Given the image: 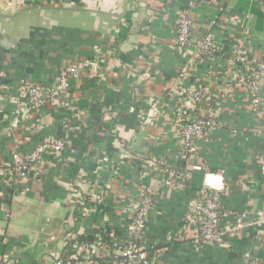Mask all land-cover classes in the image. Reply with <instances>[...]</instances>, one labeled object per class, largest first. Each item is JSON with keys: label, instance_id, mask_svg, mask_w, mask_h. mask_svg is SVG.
Segmentation results:
<instances>
[{"label": "crops", "instance_id": "1", "mask_svg": "<svg viewBox=\"0 0 264 264\" xmlns=\"http://www.w3.org/2000/svg\"><path fill=\"white\" fill-rule=\"evenodd\" d=\"M188 1L0 0V264H63L71 241L98 247L102 239L100 255L84 264H121L146 187L155 192L144 242L152 264H264V223L225 229L264 213V89L254 105L233 83L229 60L234 51L264 59V0H200L190 10L195 33L211 32L220 53L195 59L176 46ZM97 51L99 74L86 73L70 95L81 130L27 181L14 180L1 166L58 137L67 117L61 99L16 119L23 82L52 86ZM183 70L185 85L196 78L220 100L218 123L186 167L171 93ZM169 167L183 168L187 182L166 185ZM206 171L223 174L217 203L233 216L212 241L200 239L192 214ZM73 258L67 264L78 263L75 250Z\"/></svg>", "mask_w": 264, "mask_h": 264}, {"label": "built area", "instance_id": "2", "mask_svg": "<svg viewBox=\"0 0 264 264\" xmlns=\"http://www.w3.org/2000/svg\"><path fill=\"white\" fill-rule=\"evenodd\" d=\"M200 0H189L187 7L183 8L179 13L177 23L179 25V35L176 39V46L179 50L186 49L187 46H193L200 52L214 55V51L219 49L213 35L209 32L206 38H194V23L190 14V10L195 7ZM98 54L91 59H85L79 64L68 67L63 71L57 83L52 86L38 85L23 82L20 88V94L17 99V111L27 115L31 110L42 109L48 102L63 99V104L73 109L70 95V79H74L78 84L83 81L84 75L99 74L101 63L104 60L103 51H97ZM237 60L240 64L246 66L248 72L234 73L233 83L252 95L253 104H261V92L264 89V59L254 58L249 60L245 52L237 51ZM233 63V61H232ZM187 74L184 70L179 82L176 83L171 93L177 95L179 99V111L177 117V126L179 130V139L181 145V157L192 161L197 157L198 141L203 138L211 128L216 124L213 120L216 112L210 109L209 117L212 119L206 121L198 118L196 114L197 105L202 98L210 99L213 94L208 89L199 85L187 87L182 78ZM44 88H47L46 90ZM228 93L232 90V84L224 89ZM0 95L3 93L0 91ZM259 106V105H258ZM186 123L182 124L183 121ZM81 126L71 123L70 121H62V130L58 137L39 143L27 155L15 153L10 165V173L16 181L25 182L31 176L32 171H39L45 164V156L47 154L60 155L70 144V138L75 131L80 130ZM9 165V166H10ZM264 174V165L261 167ZM167 176L164 183L168 186L182 185L187 182V172L183 168L169 167L166 170ZM225 178L219 171H206L204 175L203 186L198 191V197L192 207L194 223L200 233V239L209 241L214 240L219 232L220 226L226 219L233 217L231 213L222 212L217 203V196L225 189ZM154 190L150 187L143 189L142 198L136 201L132 206V236L127 249L122 253L124 257L121 264H152L148 259V249L144 242L140 244L146 235L147 222L149 212L153 209L155 200H153ZM236 218L234 225H226L228 232H236L242 227L257 226L264 223V213L259 212L256 216L251 214H243ZM138 242V243H137ZM104 240L98 244L99 246H90L86 244L75 243V258L78 259L77 264L87 263L93 254L97 255L104 246ZM100 255V253H99ZM97 255V256H99ZM79 257L85 261L79 260ZM245 264H256L255 260L249 257Z\"/></svg>", "mask_w": 264, "mask_h": 264}, {"label": "trees", "instance_id": "3", "mask_svg": "<svg viewBox=\"0 0 264 264\" xmlns=\"http://www.w3.org/2000/svg\"><path fill=\"white\" fill-rule=\"evenodd\" d=\"M198 3H199V2H198ZM241 6H242L243 8L249 9V8H251V6H252V2H250V1H241ZM255 12H256L257 14L259 13V12H257V11H255ZM257 16H258V17H261V18L264 19V17H262V15H260V14H258ZM191 17H192V16H191ZM192 19H193V18H192ZM259 19H260V18H259ZM193 22H194V21H193ZM261 24H262V22L259 23V25H261ZM194 28H195V26H194ZM194 33H195V30H194ZM208 34H209V32H206V33H204V34H197L196 36H198L199 39H202V37L206 38V37L208 36ZM178 35H179V25H178V23H176V39L178 38ZM219 53H220V50H219V49H217V50L214 51V55H218ZM192 81H193V84H194V85L197 84V79H196V78H193ZM77 85H78V83H77L74 79H70V91H71V93H72V91L74 90V87H77ZM20 88H21V87H20ZM44 89L46 90L47 88H44ZM216 105H217V97H216V96H213V97H211L210 99L202 98L201 101H200V103L197 105V109H196L197 117H198V118H202V119H204V120H206V121H210V120H212V119L209 117V111H210V109H215V108H216ZM64 108H65V107H64ZM38 110H39V109H35V110H31L30 112L32 113V112H34V111H38ZM65 110L67 111V115H66L67 117H65V118L62 119V120H66V121H70L71 123L78 124V125H80L81 128H82V125H81L80 121H78V120L76 119V117H75V111H74L73 109H69V108H67V106H66ZM213 120L217 121L215 118H214ZM184 123H186L185 120L182 122V124H184ZM81 128H80V130H81ZM80 130L75 131V132L72 134V136H73L74 134H77V132H79ZM72 136H71V138H70V143H71ZM181 160H182V164H183V166L186 167V165H187V160H186V158H183V159H181ZM1 167L7 169L8 171H10V169L12 168V165H10V166H7V165H6V166H3V165H2ZM87 198H88V195H87ZM153 200H155V193L153 194ZM151 212H152V210L149 212V217H148V219L150 218ZM147 224H148V222H147ZM145 237H146V235L143 237V240H142L141 242H139L140 244H142V243L144 242ZM137 243H138V242H137ZM73 245H75V242H74V241H71V244H70V246H69V250H68L67 256H66L65 261L63 262V264H67L69 261L72 260L73 255H74V249H73L74 246H73ZM5 252H7V250H5ZM71 256H72V258H71ZM122 258H124V257L122 256ZM73 259H74V258H73ZM148 259H149V261L152 262V260H151V256H150V254H149V251H148Z\"/></svg>", "mask_w": 264, "mask_h": 264}, {"label": "rangeland", "instance_id": "4", "mask_svg": "<svg viewBox=\"0 0 264 264\" xmlns=\"http://www.w3.org/2000/svg\"><path fill=\"white\" fill-rule=\"evenodd\" d=\"M188 3H189V1H188ZM181 12V11H180ZM179 12V13H180ZM178 17H179V14H178ZM178 17H177V20H178ZM194 23V22H193ZM211 33V32H210ZM212 34V33H211ZM194 35V38H196V33H194L193 34ZM213 35V34H212ZM193 49V50H192ZM183 50H190L192 53H193V55H194V57H193V59H195V58H200L202 55H207V56H210V55H208L207 53H204V52H200V51H198L196 48L194 49V47L193 46H187L186 47V49H183ZM235 55H237V51H234V52H232L231 53V55H230V57H229V60L232 62L233 61V63H234V73L237 71H239V73H246V72H248V70L246 69V66H244L243 64H240V62L237 60V57H235ZM214 56V55H213ZM248 56V55H247ZM248 58H249V60H247V63H250L249 61H251V60H253L254 58H251L250 56H248ZM192 59V62H194V60ZM184 71V70H183ZM182 71V72H183ZM234 76V75H233ZM198 82H199V80H197ZM179 82V81H178ZM177 82V83H178ZM199 85V84H198ZM187 87H191V86H197V84L196 85H186ZM199 86H201V85H199ZM202 87V86H201ZM203 88H205V87H203ZM205 89H207V88H205ZM225 92V94H227L228 92L227 91H224ZM230 94V93H229ZM0 96H2V95H0ZM18 97L19 96H17V97H15L16 98V100L18 99ZM261 100H262V97H261ZM218 101H220L218 98H217V102ZM220 103V102H219ZM18 104V103H17ZM17 109H18V106H17ZM25 115L23 114V113H19L18 111H16V116H15V118L17 119L18 117H24ZM214 117H216L215 119L217 120V117H218V113L217 112H215V116ZM216 123H218V121L216 122ZM209 241H212V240H209Z\"/></svg>", "mask_w": 264, "mask_h": 264}]
</instances>
